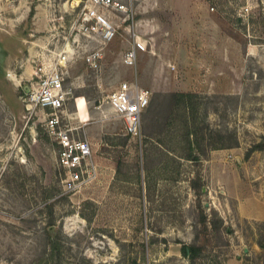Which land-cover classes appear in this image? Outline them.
<instances>
[{
	"label": "rangeland",
	"instance_id": "rangeland-1",
	"mask_svg": "<svg viewBox=\"0 0 264 264\" xmlns=\"http://www.w3.org/2000/svg\"><path fill=\"white\" fill-rule=\"evenodd\" d=\"M85 1L0 0V264H264V0H120L106 44ZM62 48L68 122L97 166L76 192L20 97L33 56ZM122 80L150 92L136 136L106 103Z\"/></svg>",
	"mask_w": 264,
	"mask_h": 264
},
{
	"label": "built area",
	"instance_id": "built-area-1",
	"mask_svg": "<svg viewBox=\"0 0 264 264\" xmlns=\"http://www.w3.org/2000/svg\"><path fill=\"white\" fill-rule=\"evenodd\" d=\"M106 8L126 11L127 7L120 0H86L78 20L81 27L89 36L101 44L113 40L117 28L107 16ZM70 28L74 29L71 24ZM67 45H65L66 47ZM145 41L134 38L133 44L122 55V61L127 66H133L140 51H146ZM69 57L64 48L37 53L33 56L32 73L25 79L22 87L21 100L28 117L42 113V126L45 133L59 147L57 163L64 169L63 190L76 192L85 183L97 176V166L93 159L91 143L87 138H77V126L68 122L70 116L66 113V106L71 92L64 86L65 76L63 67ZM101 58L100 50H90L85 59L87 63L96 68ZM17 74L11 69L7 70L6 77L12 80ZM20 74L18 75V77ZM21 77V76H20ZM77 96L73 98L77 105ZM150 102L148 89L139 86L136 82L122 80L106 97V103L111 110L124 122L126 134L136 136L140 132L141 117Z\"/></svg>",
	"mask_w": 264,
	"mask_h": 264
},
{
	"label": "bare ground",
	"instance_id": "bare-ground-1",
	"mask_svg": "<svg viewBox=\"0 0 264 264\" xmlns=\"http://www.w3.org/2000/svg\"><path fill=\"white\" fill-rule=\"evenodd\" d=\"M21 78H28V71L25 67H24V70L21 74ZM17 80L20 81V78H18L17 76H12L13 83H15V81H17Z\"/></svg>",
	"mask_w": 264,
	"mask_h": 264
},
{
	"label": "trees",
	"instance_id": "trees-1",
	"mask_svg": "<svg viewBox=\"0 0 264 264\" xmlns=\"http://www.w3.org/2000/svg\"><path fill=\"white\" fill-rule=\"evenodd\" d=\"M261 245V244H260ZM183 249V252L185 253V255H188V251H189V249H187V248H182Z\"/></svg>",
	"mask_w": 264,
	"mask_h": 264
},
{
	"label": "crops",
	"instance_id": "crops-1",
	"mask_svg": "<svg viewBox=\"0 0 264 264\" xmlns=\"http://www.w3.org/2000/svg\"><path fill=\"white\" fill-rule=\"evenodd\" d=\"M31 75V74H30ZM90 142V141H89Z\"/></svg>",
	"mask_w": 264,
	"mask_h": 264
}]
</instances>
